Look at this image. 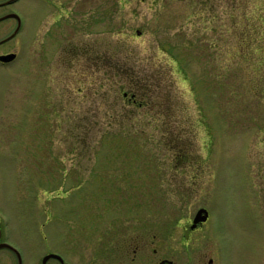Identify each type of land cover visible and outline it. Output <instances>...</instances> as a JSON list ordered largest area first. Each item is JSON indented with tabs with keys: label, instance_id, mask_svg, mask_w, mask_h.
Here are the masks:
<instances>
[{
	"label": "rangeland",
	"instance_id": "rangeland-1",
	"mask_svg": "<svg viewBox=\"0 0 264 264\" xmlns=\"http://www.w3.org/2000/svg\"><path fill=\"white\" fill-rule=\"evenodd\" d=\"M9 9L23 24L0 47L17 53L0 61V226L23 264L64 246L73 224L103 230L107 213L153 221L157 257L186 261L201 208L187 262L264 264V0ZM15 27L0 21V38Z\"/></svg>",
	"mask_w": 264,
	"mask_h": 264
},
{
	"label": "flooded vegetation",
	"instance_id": "flooded-vegetation-1",
	"mask_svg": "<svg viewBox=\"0 0 264 264\" xmlns=\"http://www.w3.org/2000/svg\"><path fill=\"white\" fill-rule=\"evenodd\" d=\"M19 1L21 0H2L0 1V8H5L6 5L10 4H16ZM19 14L12 9L0 11V21L9 20L11 24L13 21L16 22V27L13 32L0 38V47L9 44L20 33L23 22ZM17 28L19 29L15 33ZM134 94L132 95L133 97L135 96ZM90 202L88 201L87 203L93 206L94 209H98L97 216L100 219L104 214V209H101L98 205H92ZM105 216L103 230L96 229V231L80 232L76 236L73 234L76 225L73 224V229L68 230V232L72 233L66 232L64 246L49 249L42 253L35 264H215L214 257L207 256L206 254L200 255L201 257L198 258V263L187 262L189 258L193 259L194 256L189 255L186 245L190 242L191 235L200 230L205 222L199 223L194 228H191L192 223L185 225L184 246L180 250H182V255L185 254L186 261L178 262L174 256L168 257L164 255L157 257L162 248L158 249V247L154 246L156 245V234L153 235L152 233L153 221H149L147 224L142 223L143 225L141 226L139 218L129 222L125 217H118L114 221L113 219L117 217L113 213H107ZM108 217L110 218L109 220ZM124 221L127 222L126 225L123 224ZM5 254L13 255L11 257L14 258V264H20L18 256L21 254L19 250L7 240L4 235V229L0 226V264H6L3 258Z\"/></svg>",
	"mask_w": 264,
	"mask_h": 264
},
{
	"label": "water",
	"instance_id": "water-1",
	"mask_svg": "<svg viewBox=\"0 0 264 264\" xmlns=\"http://www.w3.org/2000/svg\"><path fill=\"white\" fill-rule=\"evenodd\" d=\"M18 29L19 28H17L15 33H17ZM16 55L17 54L15 52L6 53V54H0V61H2V62H10L16 57ZM207 216H209V212H208L207 209H205V208L199 209L197 211L195 217H193L194 219H193V223H192V227L191 228H194V227L198 226L199 223L205 222L208 219ZM20 256L21 255H19L18 257L20 259V264H21L22 263V258Z\"/></svg>",
	"mask_w": 264,
	"mask_h": 264
},
{
	"label": "trees",
	"instance_id": "trees-1",
	"mask_svg": "<svg viewBox=\"0 0 264 264\" xmlns=\"http://www.w3.org/2000/svg\"><path fill=\"white\" fill-rule=\"evenodd\" d=\"M264 32V31H263ZM261 38V37H260ZM251 41L252 40H250V37H248V44H249V48H250V46H251ZM261 41V40H260ZM244 47V45H242V47H241V45H240V47H239V49H241V50H239V52H240V54L241 53H243V48ZM125 72H127V71H125ZM131 77H139V76H137V75H131ZM132 85H133V87H135V89L136 90H138V91H140V92H142V91H146L147 89H148V87H149V85H147V83H140V81H138V80H136L135 82H133L132 83Z\"/></svg>",
	"mask_w": 264,
	"mask_h": 264
}]
</instances>
